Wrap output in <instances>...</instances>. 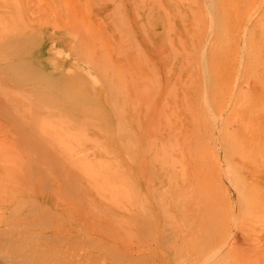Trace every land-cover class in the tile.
I'll use <instances>...</instances> for the list:
<instances>
[{
  "label": "rangeland",
  "instance_id": "obj_1",
  "mask_svg": "<svg viewBox=\"0 0 264 264\" xmlns=\"http://www.w3.org/2000/svg\"><path fill=\"white\" fill-rule=\"evenodd\" d=\"M199 156L264 201V0H0V264H174Z\"/></svg>",
  "mask_w": 264,
  "mask_h": 264
},
{
  "label": "bare ground",
  "instance_id": "obj_2",
  "mask_svg": "<svg viewBox=\"0 0 264 264\" xmlns=\"http://www.w3.org/2000/svg\"><path fill=\"white\" fill-rule=\"evenodd\" d=\"M76 102V99L59 101L58 108L68 106V108H73L71 106ZM195 148L197 146H194L193 150ZM203 148L201 146L198 149L200 151ZM202 160L199 156L194 158V161L191 160L193 161L192 167L184 163L176 167L180 171H175L177 178L173 189V198L176 201L174 202L176 211L173 217L175 225L173 232L174 264H264V201H257L253 205L252 203L247 204V197L239 194L237 204L229 203L228 199L220 195L219 189L222 181L220 182L219 178L221 175L217 179L218 174L214 167L205 170L201 164ZM139 168L143 183L145 182L146 185L145 195L150 197L153 173L147 159L140 163ZM132 171L130 169V172ZM239 177L243 182L247 181V177ZM237 180L238 178H233L231 182L236 184ZM238 187H240L239 182ZM223 189H225L224 186ZM148 207L147 215L157 219L160 214L159 210L149 205ZM155 226L156 231L160 226L157 221Z\"/></svg>",
  "mask_w": 264,
  "mask_h": 264
}]
</instances>
